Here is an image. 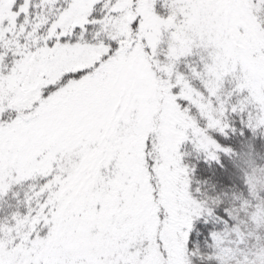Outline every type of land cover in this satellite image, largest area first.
Returning <instances> with one entry per match:
<instances>
[{"label": "snow or ice", "instance_id": "1", "mask_svg": "<svg viewBox=\"0 0 264 264\" xmlns=\"http://www.w3.org/2000/svg\"><path fill=\"white\" fill-rule=\"evenodd\" d=\"M261 155L264 0H0V264H264Z\"/></svg>", "mask_w": 264, "mask_h": 264}, {"label": "rangeland", "instance_id": "2", "mask_svg": "<svg viewBox=\"0 0 264 264\" xmlns=\"http://www.w3.org/2000/svg\"><path fill=\"white\" fill-rule=\"evenodd\" d=\"M249 177L252 178L251 191H264V166L260 168V172L252 173Z\"/></svg>", "mask_w": 264, "mask_h": 264}, {"label": "trees", "instance_id": "3", "mask_svg": "<svg viewBox=\"0 0 264 264\" xmlns=\"http://www.w3.org/2000/svg\"><path fill=\"white\" fill-rule=\"evenodd\" d=\"M264 166V155H261L259 158L252 159L249 162L248 169H245L247 175H251L252 173L260 172V168ZM264 188V187H263ZM251 191V189H250Z\"/></svg>", "mask_w": 264, "mask_h": 264}]
</instances>
